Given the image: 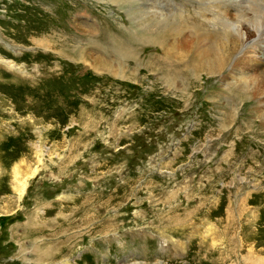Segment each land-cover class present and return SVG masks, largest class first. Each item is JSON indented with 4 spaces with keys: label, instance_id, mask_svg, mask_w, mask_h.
<instances>
[{
    "label": "rangeland",
    "instance_id": "obj_1",
    "mask_svg": "<svg viewBox=\"0 0 264 264\" xmlns=\"http://www.w3.org/2000/svg\"><path fill=\"white\" fill-rule=\"evenodd\" d=\"M114 1L0 0V264H264L262 101L182 45L225 4Z\"/></svg>",
    "mask_w": 264,
    "mask_h": 264
},
{
    "label": "bare ground",
    "instance_id": "obj_2",
    "mask_svg": "<svg viewBox=\"0 0 264 264\" xmlns=\"http://www.w3.org/2000/svg\"><path fill=\"white\" fill-rule=\"evenodd\" d=\"M120 1L122 2V4H130L131 3L129 0H120ZM219 1L220 0H214L215 3L216 2L220 3ZM235 1H238V0H222V2L225 5L221 6V8H220L221 11L220 10L217 12L211 11V13H209V15H208L209 18H206L208 24H206V25L198 24L199 27L198 28L194 27L193 28L194 32H191L193 37L190 39L188 37H186L187 39L185 38L182 45L184 47H186V45H188L191 49V51H190L191 57L187 61L188 62L187 66L188 67L190 66L192 68V70L196 73L202 72L204 70H208L209 73L212 75L223 74V72H225V70L229 69L230 72L228 71L229 72L228 74L230 76L229 77L230 79L228 81V79L225 78L224 82L227 81L226 82L227 85H236L237 84L238 89H242L245 92L243 94L247 95L248 97H253V98L258 97L259 100L262 101V103H261L262 107H261L260 111H258V112L260 114L262 113L264 116V0H239L241 5H237V3H234ZM214 2H212V0H207V3L209 5V9H210V7H212L210 5H212ZM229 2L232 3V5H228L227 3H229ZM207 3H205V4H207ZM248 5H252L251 7L254 9V13L247 10ZM126 6H128V5H126ZM206 7H208V6H206ZM207 11H209V10H207ZM245 11H247V12H245ZM233 12H235L237 14L233 15L232 14ZM244 12H245V14L243 15ZM154 17H155V15H154ZM182 19H179L180 25L177 23L173 24L172 20L170 18H169V20H164L162 25H163L164 29L174 27L171 31L174 32L175 35L179 36L180 34H182L184 32L185 27H187L188 25H190V27L193 26V25L189 24L188 20L182 21ZM139 21H141V20H139ZM141 25H143V24H140V26ZM179 26H181V27H179ZM126 29H128V28H126ZM121 35H124V33ZM108 36H110V35H108ZM245 36L247 38L249 37L248 39L258 37L257 39L255 38L256 41L255 40L253 41L254 44L259 45V48H258L257 53H256V59L254 61L251 57L245 56L244 55L245 52L242 51V49H241V45L243 43ZM96 37H98V36H96ZM219 39H225L226 41L218 43ZM91 40H89V41H91ZM104 41H105V39H104ZM126 46H127V44H126ZM254 50H255V48L251 47L250 51H254ZM116 53H118L120 58L123 59L124 57L129 58V56H131L133 54V51L130 48H128V46H127V47L117 48ZM237 54H242V57H239V58L237 57L236 59H234V57ZM96 59H98V58L96 57ZM243 59L247 62L246 64H249L250 66H248L249 68H247V66L246 67L243 66L240 70V68L236 67V64L243 62L242 61ZM233 60L235 62H233ZM135 62H137V61H135ZM7 63H9V62H7ZM100 63L105 64V62H103V63L100 62ZM159 67L162 68V70L163 69L168 70L171 68L169 66V63L165 64V62H163V61H162V63L159 62ZM175 69H177V66ZM119 70L120 69L116 70L117 74H118ZM106 71L110 72L109 69H107ZM173 72H174L172 75L173 80L178 79V77H179L178 70H176V71L173 70ZM243 72H247L246 78H244L245 76H243ZM253 77H255V78H253ZM250 85H253L255 90L254 91L249 90L250 92H248V87ZM39 254H40V252H39Z\"/></svg>",
    "mask_w": 264,
    "mask_h": 264
}]
</instances>
